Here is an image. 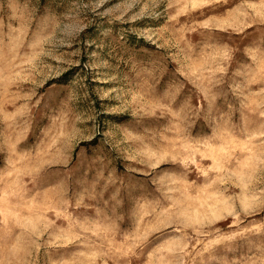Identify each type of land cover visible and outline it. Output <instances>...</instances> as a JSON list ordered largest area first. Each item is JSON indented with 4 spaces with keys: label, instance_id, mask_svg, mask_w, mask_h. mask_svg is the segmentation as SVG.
I'll return each instance as SVG.
<instances>
[{
    "label": "rangeland",
    "instance_id": "obj_1",
    "mask_svg": "<svg viewBox=\"0 0 264 264\" xmlns=\"http://www.w3.org/2000/svg\"><path fill=\"white\" fill-rule=\"evenodd\" d=\"M0 264H264V0H0Z\"/></svg>",
    "mask_w": 264,
    "mask_h": 264
}]
</instances>
